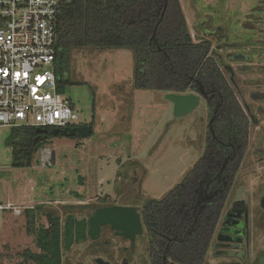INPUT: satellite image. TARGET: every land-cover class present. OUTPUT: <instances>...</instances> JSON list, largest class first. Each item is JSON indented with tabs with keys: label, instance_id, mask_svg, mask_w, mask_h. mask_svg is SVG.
<instances>
[{
	"label": "rangeland",
	"instance_id": "374dc122",
	"mask_svg": "<svg viewBox=\"0 0 264 264\" xmlns=\"http://www.w3.org/2000/svg\"><path fill=\"white\" fill-rule=\"evenodd\" d=\"M179 2L193 41L212 43L252 122L249 145L224 207L241 208L246 239L227 248L216 245L215 234L204 264H264V0ZM132 70L133 55L127 50L73 51L71 79L86 84L65 93L78 121L92 125V134L52 139L28 168L10 166L8 129L0 128V201L13 204L12 210L0 213V264H19L24 249L36 251L25 230L26 209L44 205L61 219L71 212L88 220L102 206L140 207L179 184L203 154L208 126L203 99L190 113L176 116L166 98L172 93L135 90ZM68 206L76 209L69 211ZM147 241L145 231L137 236L135 260L129 264H146ZM126 245L106 226L97 240L64 252L62 264H95L96 258L120 264Z\"/></svg>",
	"mask_w": 264,
	"mask_h": 264
},
{
	"label": "trees",
	"instance_id": "16d2710c",
	"mask_svg": "<svg viewBox=\"0 0 264 264\" xmlns=\"http://www.w3.org/2000/svg\"><path fill=\"white\" fill-rule=\"evenodd\" d=\"M82 49L127 50L133 55L135 90L195 94L207 106L208 123L216 111L211 131L207 126L203 154L180 183L162 198L146 199L135 207L148 235L150 264H163V256L164 264H204L249 145L252 123L213 54L212 43L193 41L179 0H63L56 19L54 62L61 94L86 84L70 76L71 54ZM46 130L41 134L33 127L8 129L5 145L12 168L30 167L44 146L63 137ZM23 213L36 251L24 249L19 264H62L64 252L88 238V220L71 212L61 219L37 205Z\"/></svg>",
	"mask_w": 264,
	"mask_h": 264
},
{
	"label": "built area",
	"instance_id": "2783aa9c",
	"mask_svg": "<svg viewBox=\"0 0 264 264\" xmlns=\"http://www.w3.org/2000/svg\"><path fill=\"white\" fill-rule=\"evenodd\" d=\"M62 2L0 0V128L62 130L80 124L72 100L57 90L54 73ZM12 209L0 201V213Z\"/></svg>",
	"mask_w": 264,
	"mask_h": 264
},
{
	"label": "water",
	"instance_id": "95a60500",
	"mask_svg": "<svg viewBox=\"0 0 264 264\" xmlns=\"http://www.w3.org/2000/svg\"><path fill=\"white\" fill-rule=\"evenodd\" d=\"M166 98L172 103L176 116H182L190 113L197 107L200 100L199 96L195 94L185 95L172 93L168 94ZM213 119L208 124L210 131ZM36 132L41 134L47 133L45 129H36ZM51 133L55 136L62 135L63 137H74L75 135H78L82 138H87L92 134V126L86 125L62 130L52 129ZM241 213L242 211L236 212L237 221H230L231 214L227 213L225 220L223 221V227H227L231 222L233 225L236 226L237 224V227L241 228L242 220L239 219L241 217ZM106 225H108L111 230L117 232L122 237L130 240L132 244L134 243L136 236L141 235L143 231L140 214L138 213L137 209L132 206H111L97 209L88 219L87 235L92 239L97 238L99 236L100 229ZM224 230H228V232L230 231L229 229ZM163 261L165 262V258ZM95 263L109 264L101 258L95 259Z\"/></svg>",
	"mask_w": 264,
	"mask_h": 264
},
{
	"label": "flooded vegetation",
	"instance_id": "af4514ba",
	"mask_svg": "<svg viewBox=\"0 0 264 264\" xmlns=\"http://www.w3.org/2000/svg\"><path fill=\"white\" fill-rule=\"evenodd\" d=\"M215 115H216V111L214 112V115H213V117L215 118ZM213 119V118H212ZM211 121V120H210ZM209 121V122H210ZM209 124V123H208ZM89 125H91V124H89ZM79 126H86L85 124H79L78 126H76V127H79ZM92 126V125H91ZM209 126V125H208ZM47 131V130H46ZM48 132V131H47ZM225 168V164H224V166H223V168H222V170ZM221 170V171H222ZM112 206H120V205H112ZM122 207H125V206H123V205H121ZM105 207H111L110 205L109 206H103L102 208H105ZM134 207V206H133ZM98 209H100V208H98ZM96 211V210H95ZM94 211V212H95ZM237 211H242L241 210V208L239 207L238 209H236V208H232V209H230L229 211H223V213H222V216H221V219H220V222H219V224H220V228L219 229H216V231H215V234H216V245L217 246H225V247H230V246H233L234 244H237V243H240V242H242L243 241V239H246V236H247V227H246V225H247V221H245V216H244V214H243V212L241 213V217L239 218L240 220H242V226H241V228H238L237 226V224H236V226L235 225H233L231 222H230V224L227 226V227H223V221L225 220V217H226V215H227V213H229V214H231V219H230V221H237V218H236V212ZM94 212L92 213V214H90V216L91 215H93L94 214ZM245 221V222H244ZM218 224V225H219ZM107 227H109L108 225H106ZM106 226H103V227H106ZM102 227V228H103ZM142 227H143V225H142ZM101 228V229H102ZM110 228V227H109ZM218 228V227H217ZM101 229H100V233H101ZM224 229H229L230 231L228 232V230L227 231H225ZM111 230V229H110ZM116 236H119V237H121L123 240H125L126 241V243L128 242V246L126 245V246H123L122 247V253H123V257L121 258V262H120V264H129L130 263V261H131V263H132V260L134 259L135 260V257H133V255H134V252H135V250H136V246H137V242H136V238H137V236H136V238H135V240H134V243L132 244V242L130 241V240H128V239H126V238H124V237H122L121 235H119L117 232H115V231H113V230H111ZM144 231H145V229L143 228V231H142V233H141V235H139V237H142L143 236V233H144ZM232 231H234V232H232ZM146 232V231H145ZM241 232V233H240ZM100 233H99V236H100ZM215 234H214V236H215ZM146 235H147V233H146ZM99 236L97 237V238H95V239H92V238H90L88 235H87V240H86V242L87 241H89V242H93V241H95V240H97L98 238H99ZM148 236V235H147ZM213 236V237H214ZM218 241H221L222 243H219ZM212 242V241H211ZM147 246H148V242H147ZM147 254H148V249H147ZM149 258V257H148ZM147 258V260H146V264H150V262H149V259ZM165 258V256H163V259ZM97 259V258H96ZM102 259V258H101ZM103 260V259H102ZM166 260V259H165ZM105 261V260H104ZM94 262H95V260H94ZM105 262H108L109 264H111L110 263V261H105ZM165 262L163 261V264H164ZM96 264V263H95Z\"/></svg>",
	"mask_w": 264,
	"mask_h": 264
},
{
	"label": "crops",
	"instance_id": "0c3cea01",
	"mask_svg": "<svg viewBox=\"0 0 264 264\" xmlns=\"http://www.w3.org/2000/svg\"><path fill=\"white\" fill-rule=\"evenodd\" d=\"M5 204H12L11 202L5 203ZM13 205V204H12Z\"/></svg>",
	"mask_w": 264,
	"mask_h": 264
}]
</instances>
